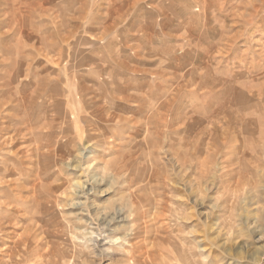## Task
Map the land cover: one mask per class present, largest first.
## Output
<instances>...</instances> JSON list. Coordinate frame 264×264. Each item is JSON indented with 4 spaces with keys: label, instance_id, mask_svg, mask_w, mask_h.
Segmentation results:
<instances>
[{
    "label": "rangeland",
    "instance_id": "rangeland-1",
    "mask_svg": "<svg viewBox=\"0 0 264 264\" xmlns=\"http://www.w3.org/2000/svg\"><path fill=\"white\" fill-rule=\"evenodd\" d=\"M263 79L264 0H0V264H181L227 169L252 181L238 237L204 246L252 264L264 177L242 160L264 156ZM93 175L90 194L31 190Z\"/></svg>",
    "mask_w": 264,
    "mask_h": 264
},
{
    "label": "bare ground",
    "instance_id": "bare-ground-1",
    "mask_svg": "<svg viewBox=\"0 0 264 264\" xmlns=\"http://www.w3.org/2000/svg\"><path fill=\"white\" fill-rule=\"evenodd\" d=\"M263 1V0H262ZM252 2V1H251ZM254 2V1H253ZM259 7V6H258ZM257 7V8H258ZM260 8V7H259ZM253 14V13H252ZM256 16H257V14H256ZM264 80V79H263ZM50 81V80H49ZM262 84V83H261ZM259 91V90H258ZM262 91V90H261ZM262 93V92H261ZM262 96V95H261ZM25 99V98H24ZM15 100V99H14ZM22 100H23V98H22ZM19 100H17L16 102H18ZM65 101V100H64ZM23 102H25V101H23ZM62 102V101H61ZM63 103V102H62ZM11 104V103H10ZM38 104V103H37ZM57 104H58V102H57ZM22 105V104H21ZM63 105H64V103H63ZM91 105V104H90ZM9 106V105H8ZM13 106H14V104H13ZM23 106H24V104H23ZM57 106V105H56ZM61 106V105H60ZM60 106H58V107H60ZM50 107V106H49ZM7 108V107H6ZM22 108V107H21ZM47 108H48V106H47ZM15 110V109H14ZM25 110V109H24ZM42 110V109H41ZM3 111H5V110H3ZM16 111V110H15ZM19 111V110H18ZM53 111V110H52ZM57 111V110H56ZM21 112V111H20ZM19 112V113H20ZM23 112V111H22ZM25 112V111H24ZM38 112V111H37ZM49 112V111H48ZM58 112V111H57ZM33 113H34V111H33ZM42 113V112H41ZM24 114V113H23ZM43 114H46V113H43ZM41 115V114H40ZM48 115V114H47ZM55 116H57V115H55ZM6 117H7V115H6ZM47 117V116H46ZM25 118V117H24ZM34 118V117H33ZM62 118V117H61ZM9 119V118H8ZM22 119V118H21ZM20 119V120H21ZM32 120V119H31ZM51 120V119H50ZM54 120V119H53ZM8 122H9V120H8ZM13 122H14V120H13ZM12 122V123H13ZM17 122H18V120H17ZM51 122H52V120H51ZM57 122V120H55V123ZM15 123V122H14ZM7 124V123H6ZM25 124V123H24ZM42 125V124H41ZM13 126H15V125H13ZM22 126V125H21ZM43 126V125H42ZM45 126V125H44ZM22 127H24V126H22ZM41 127V126H40ZM40 127H38V128H40ZM26 128V127H25ZM28 128V127H27ZM27 128H26V130H27ZM61 128V127H60ZM60 128L58 129L59 131H60ZM43 129H45V127L43 128ZM56 129V130H57ZM30 131H32V129H29V133H31ZM35 132V131H34ZM39 132H41V131H39ZM45 132H47V131H45ZM27 133V132H26ZM33 133V132H32ZM49 133H50V131H49ZM53 133H56V131L55 132H53ZM20 134V133H19ZM24 133H22V135H23ZM33 134H35V133H33ZM6 135V134H5ZM4 137V136H3ZM6 137V136H5ZM27 137V136H26ZM43 138H44V136H42ZM45 139L47 140V141H44L45 143H47V145H43V147H45V146H48V147H50L51 146V141L49 140L50 138H52V136H49V134L47 133V134H45ZM2 138V137H1ZM7 138V137H6ZM11 138V137H10ZM17 138V137H16ZM54 138V137H53ZM52 138V139H53ZM4 139V138H3ZM12 139V138H11ZM29 139V138H28ZM7 140V139H6ZM9 140V139H8ZM54 140V139H53ZM4 141V140H3ZM18 141V140H17ZM42 142H43V140H41ZM37 142H39L38 140H37ZM41 142V143H42ZM43 142V143H44ZM8 143V141H5L4 143H2V144H0V146L1 145H3V144H7ZM15 143H17V142H15ZM10 144V143H9ZM30 144V143H29ZM28 144V145H29ZM34 144H35V142H34ZM39 145H41V144H39ZM32 146V145H31ZM18 147H20V146H18ZM17 147V148H18ZM24 147V146H23ZM30 147V146H29ZM36 147V146H35ZM28 148V147H27ZM34 148V147H33ZM39 150V149H38ZM263 150H264V145H263ZM29 151V150H28ZM27 151V152H28ZM53 151V150H52ZM43 155H45V153L43 154ZM20 156V155H19ZM26 156L27 155H25V157L24 158H26ZM46 156V155H45ZM48 158H49V160H51L50 159V157L48 156ZM85 159V158H84ZM244 160V159H243ZM242 160V164H244V165H246V170L248 171V172H250V173H252L250 170H249V168H260L261 167V176L262 177H264V156H262L261 155V152H260V161H261V166H260V162L259 161H255V163H258V166H255V165H253V164H251L252 162H246V161H243ZM83 161H86V160H83ZM19 163H23V162H19ZM87 164V163H86ZM29 165V164H28ZM82 165H84V163H81V162H78L76 165H74V167L72 168L73 170H75L77 167H80L81 169H83V170H89V168H83V166ZM88 165H90V164H88ZM62 167H63V165H62ZM225 167V166H224ZM5 168H3V167H1L0 168V172H2V170H4ZM11 169V168H10ZM27 169V168H26ZM6 170V169H5ZM4 170V171H5ZM50 169H46V172H48ZM7 172H11L10 170L9 171H7ZM45 172V173H46ZM84 173H85V171H84ZM86 173H89V172H86ZM9 174H11V173H9ZM42 174V171L41 170H39V174H38V176L39 175H41ZM9 176V175H8ZM14 177V176H13ZM220 177V179H221V181H222V186H220V189L219 190H221V192H222V195L220 196V197H218L217 199H216V203H214V204H212V207H211V212L213 213L212 215L213 216H207V217H205V219L203 220L204 221V224H205V226L207 227V230H206V233H205V235H206V237L203 239V240H205V241H208V243H202V244H198L199 242L197 241V239L196 238H194V236H193V231H190L189 232V234H190V237H184L182 240L184 241V243L186 242V245H187V247H185V245L183 246L184 247V251H185V253H184V255L183 256H180L179 254H177L175 257H174V260H176V262H180L181 264H221V263H219V259L217 258V256H215V255H211V252H208V250L206 249V247L204 246V244H209V245H215V246H219V247H221L222 246V244H221V246L219 245V243H218V241H217V239H219V238H222L223 239V237L222 236H226V238H224L223 240H229V238H230V236L229 235H231V234H233V239H235V237H238V235H235L232 231H233V229H232V227H233V223H235L236 222V220H235V215H234V209H236V207H237V202L238 201H240V196L241 195H244L245 194V186H249V185H251V183H252V181H251V179L248 177V175H247V173L245 172V170L243 171V172H233V170L231 171V170H229V169H227V170H225V171H223L222 172V174L219 176ZM88 178V177H87ZM41 180V179H40ZM86 180V179H85ZM88 183H81L80 181H79V179H76V181H74L73 183V185H70L71 184V182L70 183H68V185H66V184H64V182H61V184L59 183V189H57V190H55V189H53V188H51V187H49L48 189H46L47 187H45V188H43L44 186L42 185V184H37V185H35V186H33L32 187V189L31 190H33L34 191V195L33 196H38V195H44V194H46L48 197H50V196H54V194L55 193H57L58 191H60V189H62L61 190V193H63V194H66V193H68L67 192V189H65V188H67V187H69L70 186V188H72L73 189V191H74V193L77 195V194H80L81 192H85V193H87V194H90L91 192H90V190L91 189H88L87 188V185H91L90 184V182L92 181H94V182H96V183H99L100 182V179H98L97 177H95L94 175L93 176H89V178H88ZM54 183V182H53ZM50 184V183H49ZM95 184V183H94ZM11 185V184H10ZM9 185V186H10ZM20 185V184H19ZM18 185V186H19ZM9 186H8V189H9ZM47 186V185H46ZM7 189V188H6ZM16 190H20V188L18 187V189H16ZM208 190V189H207ZM42 191H43V193H42ZM81 195V194H80ZM35 198V197H34ZM56 198V197H55ZM246 198L249 200L250 199V197H249V195L248 196H246ZM191 200V199H190ZM195 202V201H194ZM16 203V202H15ZM79 204V202H77L75 205L77 206ZM21 205V204H20ZM9 206V205H8ZM4 207V206H3ZM10 207V206H9ZM13 207V206H12ZM19 207V206H18ZM21 207V206H20ZM2 209V208H1ZM214 209H215V211H220V213L222 214V215H220L219 213H217V216H216V212H213L214 211ZM17 210V212H20L21 210L20 209H16ZM10 211H12V210H10ZM9 211V212H10ZM8 212V213H9ZM119 211H117V213H118ZM22 213V212H21ZM11 214V213H10ZM13 214V213H12ZM17 214V213H16ZM25 214V213H24ZM24 214H22V215H24ZM219 214V215H218ZM226 215L228 216L229 215V217H226ZM1 216V215H0ZM5 216V215H4ZM7 216V215H6ZM26 216V215H25ZM24 216V217H25ZM14 217V216H13ZM15 217H18V216H15ZM213 219H219L220 221H214ZM15 220V219H14ZM244 224H246V227H247V229L248 230H250V233H252V234H254V233H256L258 230L257 229H251V225H249L248 224V222H243ZM14 225H15V222H14ZM13 225V226H14ZM18 224H16V226H17ZM19 226V225H18ZM32 228H33V226H32ZM225 228H227L228 230L226 231V233H223L224 231H225ZM11 230H12V228H11ZM31 230V229H30ZM28 233H29V231H28ZM218 234V235H216V236H214L215 234ZM37 234V233H36ZM221 234H222V236H221ZM31 235H33V233L31 234ZM35 235V234H34ZM24 236H25V234H24ZM23 237V236H22ZM30 237L31 236H27V237H23V239H22V241H20V242H18V244H21V243H23L24 244V246L25 247H27V245L30 243ZM19 238H21V237H19ZM176 239V241L175 242H173V246L174 247H176V248H179V244H178V239H177V237H174V240ZM32 240V239H31ZM188 240H190V241H188ZM33 241V240H32ZM243 246V245H242ZM244 247V246H243ZM131 251V250H130ZM136 251V250H135ZM134 253V252H133ZM174 253V252H173ZM135 254V253H134ZM134 254H132V256H134L133 258L135 259V255ZM263 257H264V244H263V247H262V249H258V251L256 252V254H252L251 255V257H250V260L249 261H251L252 262V264H259V263H261L262 262V259H263ZM163 258V257H162ZM23 260V259H22ZM164 260V259H163ZM230 264H241V263H239V262H237V263H235V262H232V263H230Z\"/></svg>",
    "mask_w": 264,
    "mask_h": 264
}]
</instances>
